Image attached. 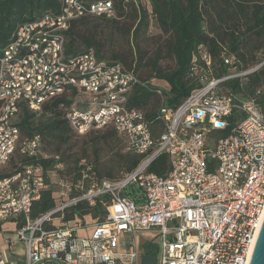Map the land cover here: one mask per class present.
Listing matches in <instances>:
<instances>
[{
  "label": "built area",
  "instance_id": "obj_1",
  "mask_svg": "<svg viewBox=\"0 0 264 264\" xmlns=\"http://www.w3.org/2000/svg\"><path fill=\"white\" fill-rule=\"evenodd\" d=\"M85 15L114 17L113 4L63 0L58 13L23 23L0 47V226L13 221L16 240L25 245V259L10 264H142L147 241L142 243L138 234L151 229L160 237L156 264H248L264 217V83L257 90L261 104L218 94L217 85L245 76L263 62L209 80L175 108L162 101L157 117L163 131L155 140L143 112L126 106L131 89L147 87L146 82L119 63L98 58L93 49L66 54L65 32L71 21ZM198 55L208 67L207 49L200 46ZM224 62L232 66L231 57ZM163 88L155 85L160 98ZM73 89L80 94L65 111L70 128L82 135L112 127L123 137L125 150L143 159L119 180L91 177L86 190L69 199L70 185L58 179L57 195L67 201L32 219V202L43 184L41 167L3 172L16 149L42 155L38 136L19 138L18 105L25 102L37 111L50 98ZM233 112L243 116L227 136L210 144L209 132L225 128ZM161 152L169 159L165 176L147 170ZM211 161L214 168L208 170ZM82 175L76 188L84 187L87 177ZM128 188L135 190L133 197L125 194ZM102 195L109 199L101 221L86 215L45 227L61 220L52 216L65 207L82 200L92 205ZM0 264L8 263L0 258Z\"/></svg>",
  "mask_w": 264,
  "mask_h": 264
},
{
  "label": "trees",
  "instance_id": "obj_2",
  "mask_svg": "<svg viewBox=\"0 0 264 264\" xmlns=\"http://www.w3.org/2000/svg\"><path fill=\"white\" fill-rule=\"evenodd\" d=\"M97 2L100 0H87ZM113 4L114 17L85 15L71 21L65 32L67 55H79L88 49H93L96 56L106 61L119 63L122 67L132 70L138 78L146 82L147 87L134 86L127 94L126 106L141 110L147 121L151 135L156 140L163 131V126L157 117V111L162 101L169 108L178 106L194 88L200 87L212 79H219L234 72L250 69L247 65L260 63L261 58L257 52L264 46V0H148L150 9L147 10L136 0H108ZM63 5V0H0V47L7 45L13 38L17 28L25 22L38 19L43 14L58 13ZM116 17H128L133 28L130 32L133 39L143 34L150 21H154L162 34L167 35L164 48L166 54L173 58L171 69L159 67V54L147 62H142V53L137 49V62L132 66L117 55L111 59L103 57L99 52V44L91 39L84 40L85 48L74 49L75 34L80 31V26H90L91 20L101 19L115 25ZM207 26V27H206ZM240 26L242 28L240 29ZM129 32V29H127ZM226 45V46H223ZM205 47L210 54V65L207 67L198 55L199 47ZM243 46L249 48L247 57L240 49ZM160 52V49L157 51ZM256 53V55L254 54ZM226 57H231L232 66L224 62ZM263 62V63H262ZM258 63V64H259ZM257 69L242 77L225 79L217 85L218 94H227L235 100L254 99L261 104L263 98L257 94V90L264 83V59ZM148 66L151 71V79L147 80L138 74L143 67ZM254 66V67H255ZM253 68V67H251ZM161 80L166 83L162 89V99L155 93V85L152 80ZM80 94L73 89L72 92L61 93L44 102L40 109L35 111L25 102L18 105L16 125L19 129L20 140L38 136L40 148L43 149L47 141L59 146H67L70 140L69 132H74L63 116L57 110L60 106L70 107ZM2 103L0 101V107ZM50 113V116L47 114ZM243 113L233 112L228 117V124L223 129H214L209 132L210 144L219 138L227 136ZM100 132H103L100 134ZM75 133V132H74ZM94 133L97 139L101 138L115 148L110 164L102 166L98 159L97 139L89 145L94 160L86 158V153L79 156L58 152L52 156L37 155L28 156L15 150L7 165L11 166L5 174L13 173L27 165L41 167L43 184L37 199L33 200L30 217L36 219L56 207L53 193L57 194V185L49 177V171L56 170L58 179H62L70 185L68 199L82 194L87 188V182L91 177L99 180L107 179L116 181L133 171L143 159V155L126 151L123 141V149L117 146L116 141L123 137L112 127L101 130H91L85 134ZM83 134V135H85ZM41 151V150H40ZM43 151V150H42ZM151 149L149 152H152ZM19 154L18 159L15 158ZM57 156V158L55 157ZM60 163L62 168H56ZM6 165V166H7ZM214 162L207 165L212 170ZM148 172L159 176L167 175L169 171V159L165 152L159 153L148 166ZM84 187L76 188L75 183L83 177ZM126 195L134 196L135 190L128 188ZM109 197L102 195L90 205L82 200L64 208L62 212L53 214L52 217L61 218L62 222L72 221L75 218L83 220L88 215L91 219L101 221L105 214V205ZM52 221L45 225L53 227Z\"/></svg>",
  "mask_w": 264,
  "mask_h": 264
},
{
  "label": "rangeland",
  "instance_id": "obj_3",
  "mask_svg": "<svg viewBox=\"0 0 264 264\" xmlns=\"http://www.w3.org/2000/svg\"><path fill=\"white\" fill-rule=\"evenodd\" d=\"M136 2L140 3L144 6L147 10L150 9V5L148 0H136ZM116 24L112 25L109 22L101 19L91 20L90 26L85 28L84 26H80L79 33L75 36V41L73 48L82 50L85 48L84 40H89L90 36L91 39L95 40L99 44V52L100 54L107 58L111 59L112 55H117L121 57L127 65L133 67L134 64L137 62V49L142 53V62L150 61L154 58L155 54H159L158 64L159 67L162 69H171L173 67V58L166 54V50L164 48L165 41L167 40V35L161 33L159 28L155 25L154 21H150V24L147 30L141 34L136 40L132 38V34L130 32L133 25L131 24L128 17H116ZM207 27V26H206ZM242 26H240V29ZM129 29V32H127ZM226 46V45H223ZM249 48L247 46L241 47V51L246 54L247 57L249 56ZM160 49V52H157ZM256 55V53H254ZM257 55L261 58V61L264 59V46L260 48L257 52ZM259 63V62H258ZM257 63V64H258ZM259 63V64H260ZM257 64L249 63L247 66L249 68L254 67ZM258 64V65H259ZM140 77L150 80L151 79V71L148 66L143 67L140 72H138ZM158 86L165 85L164 81L152 80ZM164 87V86H163ZM75 104V102L73 103ZM78 105V103H77ZM80 106V104L78 105ZM64 106H60L57 110L63 116L64 112L66 111ZM50 116V113L47 114ZM103 132H100L102 134ZM94 133L80 135L74 133L72 131L69 132L70 140L67 143V146H58L54 144V142L47 141L45 143L43 149L40 148L41 152L45 156H52L58 152H65L66 154H71L74 156H79L82 152L86 153V158L88 161L94 160L91 150L89 149V145L94 142ZM117 146L123 149V140L116 141ZM94 144V143H92ZM97 148H98V159L99 163L102 166H106L110 164L109 162L113 159V155L115 152V148H113L112 144L107 143L105 140L99 138L97 139ZM43 150V151H42ZM19 154L16 153L15 158L18 159ZM11 166L7 165L3 172H8ZM49 177L52 182L58 180V172L56 170L49 171ZM57 189V185L54 186ZM55 198L56 206L60 203L66 202L67 198L65 196L58 197L56 193H53ZM86 222H91L89 217H86ZM61 221L57 218L52 220V224L56 226L60 225ZM84 232H88V229H85ZM144 235V236H143ZM141 238L142 243L147 241V243H151V252L158 257V252L156 253V246L160 243L159 233L155 229L148 230L143 232L142 235L138 234ZM128 240V239H127Z\"/></svg>",
  "mask_w": 264,
  "mask_h": 264
},
{
  "label": "crops",
  "instance_id": "obj_4",
  "mask_svg": "<svg viewBox=\"0 0 264 264\" xmlns=\"http://www.w3.org/2000/svg\"><path fill=\"white\" fill-rule=\"evenodd\" d=\"M152 83L155 84L154 82ZM163 86L166 87V83ZM14 229L15 223L13 221L4 222L0 226V258L8 264L20 263L25 259V245L23 242L16 240ZM79 232L83 233L84 231ZM9 242H11L13 246H9Z\"/></svg>",
  "mask_w": 264,
  "mask_h": 264
},
{
  "label": "water",
  "instance_id": "obj_5",
  "mask_svg": "<svg viewBox=\"0 0 264 264\" xmlns=\"http://www.w3.org/2000/svg\"><path fill=\"white\" fill-rule=\"evenodd\" d=\"M141 263L156 264V256L151 252L149 243L143 246ZM248 264H264V217L260 224Z\"/></svg>",
  "mask_w": 264,
  "mask_h": 264
}]
</instances>
